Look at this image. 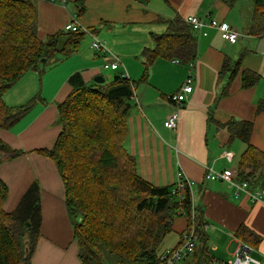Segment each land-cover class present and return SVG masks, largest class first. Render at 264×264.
<instances>
[{"label":"crops","instance_id":"obj_1","mask_svg":"<svg viewBox=\"0 0 264 264\" xmlns=\"http://www.w3.org/2000/svg\"><path fill=\"white\" fill-rule=\"evenodd\" d=\"M254 1L34 2L39 38L66 30L67 23L73 19L88 32L77 31L82 36L75 42L73 52L46 60L47 66L44 64L23 75L3 96L7 106L29 105L11 129H0V139L5 144L27 152L1 163L0 178L8 187L3 204L6 212L16 208L34 180L39 183L42 221L31 264L81 263L62 179L54 161L38 152L52 148L61 131L57 123L58 104L71 93L69 77L76 72L85 83L108 71L121 72L132 82L134 107L127 120L125 148L135 158L141 177L154 186L169 187L175 186L177 174L182 171L193 182L191 218L194 223H204L203 236L197 240L194 253L178 264H206L210 257L229 261L240 244L251 246L255 258L264 256V200L254 202L228 182L205 178L207 165L217 172L238 171L245 150V144L239 138H230L221 124L231 119L251 121L250 143L258 149L264 148V31L251 34L246 29L248 17L256 6ZM190 16L226 24L238 31L240 38L235 43L227 42L219 29L207 26L201 35H195V60L183 64L177 59L158 56L148 63L144 51L156 47L155 36L165 34L169 23L177 17L186 22ZM92 35L103 42L109 53L93 49ZM110 54L120 59L115 70L103 68L105 62H111ZM225 58L238 60L240 68L230 83L228 95L215 105L226 80L227 74L222 77L219 74ZM245 71L258 76L251 87H243ZM189 74L193 90L178 105L169 97ZM36 94L40 96L38 102L27 104ZM260 106L263 109L258 111ZM173 113L177 116V127L170 130L164 122ZM225 151L233 153L231 160L224 156ZM261 192L264 194V186ZM188 226L184 216H176L166 233L174 234L176 242L159 250L158 255L175 248ZM242 227L246 232L240 234Z\"/></svg>","mask_w":264,"mask_h":264},{"label":"trees","instance_id":"obj_2","mask_svg":"<svg viewBox=\"0 0 264 264\" xmlns=\"http://www.w3.org/2000/svg\"><path fill=\"white\" fill-rule=\"evenodd\" d=\"M36 0H0V129H10L29 105L10 107L3 100L23 75L37 70L46 60L74 51L80 32L58 31L45 38L37 35ZM246 29L264 31V0H255ZM263 29H260V28ZM156 47L145 50L147 62L162 56L189 63L196 57V36L181 18L155 36ZM240 68L239 61L225 58L219 74L225 83L215 105L229 93L230 83ZM258 76L245 71L243 87H251ZM71 93L58 104L61 131L50 149L38 152L51 158L62 179L65 203L79 244L80 264H107L106 255L121 261L156 264L158 246L178 215L191 223V196L186 185L154 186L137 172L135 158L125 148L127 120L134 107L132 82L116 72L103 83H85L79 72L69 77ZM263 109L262 106L258 111ZM230 138H239L245 150L238 163V177L254 188L264 186V148L250 143L253 123L231 119L225 124ZM0 139V164L24 154ZM8 187L0 178V264H31L42 221L40 186L34 180L16 208L3 209ZM182 210V211H181ZM198 240L204 223L195 221ZM242 227L239 233H245ZM253 237V234H249ZM205 261V260H204Z\"/></svg>","mask_w":264,"mask_h":264},{"label":"built area","instance_id":"obj_3","mask_svg":"<svg viewBox=\"0 0 264 264\" xmlns=\"http://www.w3.org/2000/svg\"><path fill=\"white\" fill-rule=\"evenodd\" d=\"M186 23H188L195 35L198 37L201 35L202 30L207 26H213L221 31L222 38L230 43H235L240 38V33L236 30L230 29L226 24L218 23L216 20H204L201 18H198L197 16H190L186 19ZM66 30L77 32V31H84L88 32L86 28L81 29L78 24L73 19L66 25ZM92 47L95 50L102 51L103 53H109L106 46L103 44L102 41L98 40V38L94 35H92ZM111 55V62H105L103 64V68L108 70H115L118 68L120 64V59L113 54ZM178 62V61H177ZM192 67V64H191ZM193 90L192 87V75H188L182 86L172 95H170L169 99L178 104L181 105L187 98V95L190 94ZM164 126L170 130H174L177 127V116L175 113L169 115L165 122ZM224 156L231 160L233 153L230 151H225ZM177 183H176V190H173V192H177L178 190H182V188H185L187 185L189 187L190 196L192 193V185L193 182L190 181L183 173L182 171H179L177 174ZM205 178L210 180H219V181H225L230 183L234 188H236L238 191H243L246 193L252 201H263L264 200V194L258 190L253 189L252 186L244 179H241L238 177V173L236 170L228 169L225 171L217 172L214 171L212 168H210L208 165L205 166ZM192 214H194V205L192 202L191 197V215L189 220L191 223H189V226L187 228V231L183 234V242L181 245L176 246L173 249H169L164 251L158 256V259L156 261V264H178L182 259L187 257L188 255H191L194 253L196 248V242L198 240L194 219H192ZM253 248L247 244H240L236 247L233 258L229 261H222L220 259L210 257L208 262L206 264H264V256L262 258H255L252 254Z\"/></svg>","mask_w":264,"mask_h":264},{"label":"rangeland","instance_id":"obj_4","mask_svg":"<svg viewBox=\"0 0 264 264\" xmlns=\"http://www.w3.org/2000/svg\"><path fill=\"white\" fill-rule=\"evenodd\" d=\"M45 65L47 66L48 63L46 62ZM102 74L106 78V80L109 81L112 78L114 72L108 71L106 73L103 72ZM32 89L33 88H31V90ZM37 99H40L39 94H36V97L33 96V97L29 98V100H27L26 103L27 104H30V103H33V102H38ZM25 154H27V152ZM257 189L260 190V191H262V188H257ZM179 214H180V211L178 212V215L177 216H179ZM69 218H70L71 224L73 225L74 224V221L71 219V217H69ZM175 242H176V236L174 234H166V236L164 237V239H162L161 243L159 244L158 250L164 249L165 247H168V246H172V245H174ZM182 242H183V237L181 238V241H180V243L177 246L181 245ZM106 261H107V264H137L136 262H131V261H125V262L124 261H121V260L117 259L114 256V254H107L106 255Z\"/></svg>","mask_w":264,"mask_h":264},{"label":"water","instance_id":"obj_5","mask_svg":"<svg viewBox=\"0 0 264 264\" xmlns=\"http://www.w3.org/2000/svg\"><path fill=\"white\" fill-rule=\"evenodd\" d=\"M41 62H46V59L45 58H43L42 60H41ZM95 82H97V83H103L104 82V78H103V76L102 75H97V76H95L94 77V79H93Z\"/></svg>","mask_w":264,"mask_h":264}]
</instances>
